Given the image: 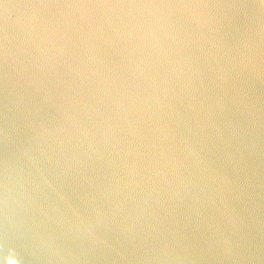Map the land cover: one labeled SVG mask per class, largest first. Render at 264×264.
Masks as SVG:
<instances>
[{
  "label": "water",
  "instance_id": "1",
  "mask_svg": "<svg viewBox=\"0 0 264 264\" xmlns=\"http://www.w3.org/2000/svg\"><path fill=\"white\" fill-rule=\"evenodd\" d=\"M0 264H264V0H0Z\"/></svg>",
  "mask_w": 264,
  "mask_h": 264
}]
</instances>
